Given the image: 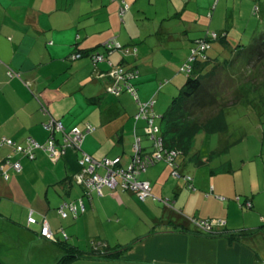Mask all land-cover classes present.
<instances>
[{"label": "crops", "instance_id": "crops-1", "mask_svg": "<svg viewBox=\"0 0 264 264\" xmlns=\"http://www.w3.org/2000/svg\"><path fill=\"white\" fill-rule=\"evenodd\" d=\"M223 1L228 3L0 0V162L12 151L4 138L19 144H26L31 138L45 144L50 136L62 141V131L52 132L47 127L53 121H62L67 132L78 126L84 134L80 147L68 145L57 157H50L44 149L37 150L34 159L14 153L13 159L21 162L22 170L6 168L8 178L0 175V197L18 202L17 214L5 218L9 226L24 232L34 246L52 250L54 256L64 250L41 235L43 226L56 233L65 228L68 241L83 249L129 245L121 261L83 258L69 264H264V145L252 156L250 148L257 143L255 138L246 142V154L240 157L239 165H234L232 157L208 168L189 160L182 163L181 171L192 175L194 188L184 177H174L167 162L150 165L142 173V180L151 183L152 194L144 201L119 187L104 186L100 192L86 195L70 181L80 169L83 153L122 157L123 163L132 161L138 137L144 149L147 147L138 133L147 134L148 126L142 115L137 117L135 97L125 90L124 83L120 95L111 93L114 79L107 73L109 63L94 65L88 54L76 59L70 54L94 50L111 36L122 43L135 44L137 56L125 58L116 51L108 60L139 69L135 81L141 100L156 96L158 100L166 92L167 104V95L178 92L187 81L188 76L180 67L189 58L196 38L213 30L227 33L226 41L212 42L210 60L197 67V74L223 78V72L210 75L215 65L236 68L239 61L248 60L246 45L230 42L229 10L224 16L218 12ZM126 3L129 7L124 12ZM224 18V24L214 29L215 21ZM215 43H220L229 56L220 54L218 59L213 54ZM238 47L241 55L236 61ZM240 74L241 71L229 72L231 79ZM156 105L157 102L154 108L158 114L167 109ZM90 125L94 129L86 131ZM242 139L241 136L236 140ZM153 149L154 143L148 145V151ZM191 164L199 168L189 170ZM224 164H230V170L223 171ZM77 197L85 200L86 212L64 220L57 211L58 204ZM247 199L252 200V206L245 203ZM31 216L37 223L29 222ZM190 217L223 219L224 228L241 233L232 239L216 237L201 234L191 222L187 228H175L171 222ZM143 218L148 222L144 233L129 229L134 225L130 223ZM152 220H156V225H149ZM109 229L116 231L115 243L105 232ZM127 232L131 235H125ZM50 262L51 258H41L38 264Z\"/></svg>", "mask_w": 264, "mask_h": 264}, {"label": "trees", "instance_id": "trees-1", "mask_svg": "<svg viewBox=\"0 0 264 264\" xmlns=\"http://www.w3.org/2000/svg\"><path fill=\"white\" fill-rule=\"evenodd\" d=\"M128 7H129L128 3H126V5L124 4V8H122V11L124 10V12H125L128 9ZM213 31H215L217 33L216 37L213 38L209 34H207L204 37H201L202 39L209 42L210 48H206L205 50L201 51V53L199 54L200 57L198 55H196V58L188 63V65H190L192 67L191 71H186V70H185V72L182 71V72L187 74V76H188L187 81L184 83V85L178 91V92H180L179 95L177 94L178 92H176L174 97L171 96V98H169V100L166 104V106H168L167 109L165 110V112H162V111L160 112V113H163L162 115L161 114L159 115L158 113H156L155 108L151 106L152 102L154 100H156L157 96L151 97L147 100H141L139 98L137 88H136V81H135L139 77V69L136 68V66H134V65L128 66L127 64H123L126 75L128 73L133 74V78L128 80L129 83L131 84V86H130L131 90L129 89V87L127 85H124V88H125V90L130 92L133 97H135V102H136L137 108H138L137 117H140V115H142L144 117V119L148 122V126H147V128H148V127H150L149 119L151 117H153V115H155V124L160 129L157 134L159 135L158 137H160L162 140V143L160 145V147H161L160 151H162L163 154H165V151H167V150H169V152H171V151L176 152V155L174 156L175 165L173 168H174V170L178 171V173L180 174V177H184L185 179L189 180L190 183L193 180L192 175L183 174V172L181 171V166L185 162H188V160L195 163V164L208 163L211 160V158H213L215 153L220 152V150H213L211 153H208L204 156H202V150L201 149H199V151L193 152L194 144H195V141H196V138L198 135H203L204 133L208 134V135L217 133V134H222V135L228 136L230 133L229 122H228V109L230 107H234V106L238 105L239 103H242V104L245 103V105H249V106H253V107H260L261 110L264 111V82L263 81H259L257 83H255L254 81H250V80L242 82V83L240 81H237V83H235V84L233 82V84H232L233 86L230 87V89H229L231 91V94L228 96L229 92L226 91V93H223V91H220L217 88L218 85L214 84L212 86H208L211 82L207 83L206 80L208 78H210L213 81L214 77H208L207 78L205 75H202L201 73H199V74L195 73V71H198L197 67L199 65H203V64H201L202 62L210 60L211 56H210L209 52H210V49L212 48V42L216 41V40L226 41L225 40V37L227 35L226 31H224V32H219L216 30H213ZM253 40H254L253 43L247 49L249 51L248 52L249 56L247 58L248 60H246V61H250L252 58V55H256L257 59H259V60L264 59V28L260 30L259 34ZM196 42L197 41L195 40L194 45L191 48V53H190L189 57L192 55V50L197 45ZM117 43H119V44H117ZM137 49H138V47L135 44H125V43H122L116 36H111V37L107 38L106 40H104L100 47L95 48L94 50H89V51L85 52L84 49H82V50H78L76 52H73L70 55L72 58L76 59V58H80V57L84 56L85 54H88L89 57L91 58V60L93 61L94 65H97L98 62H96L94 60L96 53L103 54L104 58H105L104 62H107V64H108V62H109L108 56L111 55L112 53L117 51V52L121 53L123 55V57L126 58L127 56L134 55L135 52L137 51ZM204 54L208 56L207 59H202L201 56ZM188 61L189 60L187 58V60L185 62H188ZM114 65H120V64H114ZM228 65L229 64H222V63L215 65L214 68L212 69V71L210 72V75L216 74L217 68H220V69L223 68L224 69L223 74L226 73L227 70L229 72L232 71L231 69H237L236 71H240V69L244 65V63L239 61L238 66L236 68L231 67L230 65L228 66ZM108 66H109V68L107 70V73L111 74L112 66L109 64H108ZM227 67H231V68L227 69ZM247 76H248V74H245L242 77H241V75H238L237 78L241 79V78H245ZM109 77H112L114 79V81L112 82V87L110 88L111 93L116 94V96L120 95L121 90H118V92L117 91L113 92L112 90L117 89L121 84H123L124 81H122V80L118 81V78H116L114 76H109ZM221 83H220V85H221ZM244 84L249 86L248 89H244V90L242 89V86ZM156 102H157V100H156ZM156 102H155V104H156ZM155 104H154V106H155ZM145 116H148V120ZM90 126H88L86 131L94 129L93 126H91V127ZM53 127H55V126L53 125L52 128ZM76 127H78V126H76ZM78 128H80V127H78ZM60 131L63 132L64 137H63V140L60 141L59 138L57 139L54 136V142H55L54 146H55L56 150H59L60 152L61 151L65 152L66 151L65 148L68 145L70 147L71 146L80 147L81 142H78L75 144L74 142L67 139L68 138L67 137V130L65 129V126H64V129H62ZM81 131H82V129H81ZM147 135L149 138L152 139V141H154V139L152 138V136L150 135L148 130H147ZM52 137L53 136H50L45 144H41L38 142L39 145L34 147L31 151L27 148V151H29V153H27L26 151H19V152H14V153L15 154L16 153H22L29 158H30V156L28 154L32 153L33 154L32 159H34V158H36L37 150L44 149V150L48 151L47 147L49 146V140ZM205 137H209V136L205 135ZM9 139H12V138H9ZM31 140H34L37 142V140H35L33 138H31L30 141H28L26 144H19L16 141H14V140L13 141L16 142L17 145H21L24 148H26L29 145V143L31 142ZM78 144H79V146H78ZM230 146H231V142H226L222 151L228 152L230 150ZM142 148H144V147H142ZM154 150H155V148L153 149V151ZM142 151L143 152H140V154L143 157H145V155L147 156V154L148 155L153 154L152 151H148V153L145 152V149H143ZM48 153H49V151H48ZM49 155H50V153H49ZM86 155H89L93 159H96L98 162H104L106 159H114V158H110V157H105L104 159H98L96 156H94L92 154H87V153L82 154V156H81L82 159L84 157H86ZM180 156L182 157L181 160L178 159ZM206 156H208V157H206ZM50 157H52V156L50 155ZM115 158H117V157H115ZM134 158H135V154H134L132 161H130L129 163H123L122 157H120L121 162L119 163V165L127 169L128 166L133 162ZM16 161H19V160H16ZM159 161L167 162L164 159L163 160H154V162H151L148 164L147 168L150 165H153ZM88 167H89V163H86L85 165H83L82 168L80 167L79 171L76 172L73 176H71V180H70L77 187H79V188L81 187L86 195H90L92 192H100L96 188H93V186L89 187L84 182H79L80 176H82V175H84L83 179H87L88 173L84 172V174H83V171L85 169H87ZM100 168L105 169L104 174H106L107 171L109 170V167H107L105 165H103V166L96 165L94 173L104 175V174L100 173V171H99ZM226 168L230 170L231 165L230 164H224L221 166V169L223 171L226 170ZM146 169L140 172L141 176H142V173L144 171H146ZM171 173H172V169H171ZM1 174H3L2 176H4L5 172L3 173L0 171V175ZM139 175L137 176V178L142 180V178H139ZM187 176L189 179L187 178ZM122 184H123V181L121 179H119L116 188L119 187L120 190L129 191V192L131 191L138 197V195L136 194L135 191H133L131 189L124 188L122 186ZM190 185H191V188H194L193 182ZM220 198L224 199L222 196H220ZM138 199L141 200L139 197H138ZM238 199H240V196H238ZM81 202L84 204V209L81 206ZM64 203L66 204L65 210L67 211V215L65 217L62 216L61 213H59L60 206ZM245 203L249 204L250 206H252V204H253L251 199H247L245 201ZM71 204H74V205L78 204L76 212H72V210L70 209L69 206ZM86 210H87V206H86V203H85V200L83 199V197H79V198L77 197L76 199H73V200L69 199V200L62 201L57 206V211H58L59 215L61 217H63V219L68 218L70 216H72L74 218H78L79 216L84 214L86 212ZM214 221H216V222H214ZM171 222L173 223V226L175 228L178 226L181 228H187L188 224L191 222L197 226V228H198V230H200L201 234H206V235H211V236H216V237L224 236V237L232 239V238L238 237L239 233H241V232H236V230L224 228L225 220H223V219L217 220V219H204V218H200V217H190V218H188V220L187 219L182 220V221L172 220ZM220 226L223 228L219 229ZM261 228H262V232L264 235V217L262 218V227ZM58 232L59 233L53 232V237H47L48 240H50L51 242L53 241L54 243L58 244L65 252L64 255H62V256H61V253L59 254V257H58L57 262L55 264H69L73 260L75 261L77 259H83V258L100 259V260H105V261H121L125 255V252H126L125 250H127L129 248V245H124V246L123 245L122 246L107 245L105 247L104 246L103 247L98 246V247H95L93 249H83L81 246H78L77 244H75L71 241H68L69 235H68L67 231L65 230V228L62 227L60 229V231H58ZM40 233H41V230H40ZM42 236H44V235H42ZM44 237H46V236H44ZM30 256L31 255H29V257Z\"/></svg>", "mask_w": 264, "mask_h": 264}, {"label": "rangeland", "instance_id": "rangeland-1", "mask_svg": "<svg viewBox=\"0 0 264 264\" xmlns=\"http://www.w3.org/2000/svg\"><path fill=\"white\" fill-rule=\"evenodd\" d=\"M229 10L230 16L228 19L227 25L230 27V42L232 44H236L241 42L242 45H246L247 49L252 44V40L254 39L260 32L261 29L264 28V0H228V3H225L224 1L221 2V5L219 6L218 12H222L223 16L225 11ZM213 12L215 10L213 9ZM225 22L224 19H218L215 21V27L214 29H217V27L223 25ZM233 22V24L231 23ZM202 39L201 37L199 39ZM234 48L236 45H233ZM241 47H238V50L235 51L236 53V61H238L239 50ZM249 52L248 50H246ZM138 49L135 52V56L138 55ZM234 52V51H233ZM137 54V55H136ZM213 54L217 56L218 59H221L218 57L220 54H224L225 57L229 56V52L226 50L224 51V47L220 43H215ZM239 54V55H237ZM233 55V53H232ZM256 55H252V58L250 61H244V64L240 71H241V77L245 74H248L245 78H230L229 71L225 73V76L223 78H218L216 74L213 76H216L213 81L208 78L206 82H211L208 86H212L214 84L218 85L217 88L220 91H223V93H226L228 91V96L231 94V91L229 90L230 87H232V81L237 83V81L245 82V81H254L255 83L259 81L264 82V59L259 60L257 59ZM187 62H184L181 67L180 71H184L186 69ZM210 65V64H209ZM217 72H224L223 68H217ZM232 71H236L237 69H231ZM186 74V73H184ZM187 75V74H186ZM187 77V76H186ZM240 79V80H239ZM222 82V83H221ZM221 83V85H220ZM223 86V87H222ZM249 86H245L246 89H248ZM170 92V91H169ZM175 91L174 93H176ZM180 92L177 94L179 95ZM166 92L163 93L161 97L157 100V105L159 108H163L166 106L165 102V96ZM176 94V95H177ZM169 98L174 97L175 94H168ZM156 100H154L151 104L152 107H154ZM168 107V106H167ZM163 114V113H159ZM155 121V116L153 117ZM159 121V120H158ZM228 122H229V135L225 136L222 134H205L209 137H205V135H198L194 144L193 152L199 151V149L202 150V156L211 153L213 150H220L219 153H215L213 158H211L210 162L205 163L201 165L203 168L215 166L217 164L227 161L229 158H233L234 165H239L240 163V157H245L246 154V142H253L254 138L257 141L256 144H251L250 153L252 156H254L257 152H259L263 148V141H264V112L261 113L260 107H253L249 105H245V103H239L238 105L234 107H230L228 109ZM142 136L143 139V145L147 146L145 148V152L148 153V145H151L153 143L152 139L148 137L147 134H143L141 132L138 133ZM243 137L242 141H238L239 137ZM225 137V138H224ZM226 142H231V150L229 152H223L222 149L225 146ZM135 153V151H134ZM209 156V155H208ZM206 156V157H208ZM106 156H99L98 159H104ZM181 156L178 158L181 160ZM8 161L7 157H5L2 160V163L5 164V162ZM11 168V167H7ZM195 168H199V165H190L189 170H193ZM15 170V169H14ZM101 174L105 173L104 168L99 169ZM145 172V171H144ZM141 174L139 175V178H142ZM144 179V178H142ZM152 189V186H151ZM5 200L3 197H0V262L3 264H38L41 260H47L48 258H51V262L49 264H55L57 262V259L59 256H54L52 253V250L47 249L45 246H34L32 240L22 231L13 228L9 226V224L5 221L6 217L10 218V215L12 213L17 214V203L14 200ZM2 213L6 214V216ZM63 218V217H61ZM15 219V218H13ZM66 220V218H64ZM140 220V219H139ZM133 221V223H130L132 225L133 231H136V234L144 233L145 230L148 229V222L146 218ZM145 220V222H144ZM67 222V221H66ZM156 225V220H152L149 224ZM149 226V227H150ZM110 227V225H109ZM117 226L115 225L116 229ZM110 240L115 243V233L112 229H109V231L105 230ZM125 235L130 236L131 233L127 232ZM36 236H34L35 238ZM54 245V244H53ZM32 250H31V247ZM59 251V250H57ZM60 252V251H59ZM64 251L61 252V256L64 255ZM29 255H31L29 257Z\"/></svg>", "mask_w": 264, "mask_h": 264}, {"label": "built area", "instance_id": "built-area-1", "mask_svg": "<svg viewBox=\"0 0 264 264\" xmlns=\"http://www.w3.org/2000/svg\"><path fill=\"white\" fill-rule=\"evenodd\" d=\"M209 35L214 38L217 36V33L215 31H210ZM117 44H119V43H117ZM196 44L197 45L192 50V55L188 58L189 61L186 64V69H184L186 71H191L192 67L190 65H188V63L190 61L194 60L196 58V55H198L200 57L199 54L201 53V51L205 50L206 48H210L209 42H207L204 39L197 40ZM201 57H202V59L208 58V56L205 54L202 55ZM102 59H104V55L101 53H96L94 60L97 62V61H101ZM111 70H112L111 76L118 78V81L119 80L124 81L123 82L124 85H127L129 87V89L131 90V87H130L131 84L129 83L128 80L133 78V74L128 73L126 75L123 66H115V67H112ZM121 88H122V85H120L117 89H114L112 91L118 92V90H121ZM154 116L155 115H153V117ZM145 117L148 120V116H145ZM153 117H151L149 119L150 127L147 128L148 132L150 133V135L154 139L153 143H154L155 150L152 151L153 152L152 155L147 154V156L145 155V157H143L140 154V152H143L140 137H138L137 142L135 143V152H136L135 158H134L133 162L128 166L127 169L119 165V163L121 162L120 157H117L114 159H106L104 162H98L96 159H93L89 155H86V157H84L83 159H82V157L80 158L79 164H80V167L82 168L83 165H85L86 163H89V167L83 171V174H84V172L88 173V177H87V179H83L84 175L80 176L79 182H84L89 187L93 186V188H96L98 191H101L104 186H108L110 188H115L118 184L119 179H121L123 181L122 186L124 188L131 189V190L135 191L136 194L138 195V197L142 201H144L151 195V183L147 180H140L137 178V176L140 174L141 171H143L147 168L149 163L154 162V160H163L164 159L172 167V174L175 177H180V174L178 173V171L174 170V168H173L175 165L174 156L176 155V152L175 151L169 152V150H167V151H165V154H163V152L160 151V149H161L160 145L162 143V140L160 137H158L159 135L157 134L160 129L155 124ZM53 123L54 124L51 123L49 126H47L50 130H52V132H54L56 129H58V130L64 129V125L61 121H53ZM53 125H55V127L52 128ZM67 137H68L67 139H69L70 141H72L76 144L80 141L82 142L83 132L81 131L80 128L74 127L70 132H67ZM4 143L11 146L13 149H12V153L7 155L8 161H6L5 164L2 163L0 165V171L3 173L5 172V169L7 167H11V168L15 169L16 171H21V169H22L21 163L19 161H16L13 159V152L26 151L27 153H29V151H27V148L31 151L34 147L39 145L38 142L31 140L29 145L26 148H24L21 145H17L16 142H14L12 139H9V138H4ZM54 145H55V142H54V136H53L49 140V146L47 147V149H48V151L52 157H57V156L61 155L63 152L56 150ZM78 146H79V144H78ZM28 155L33 158L32 153H30ZM96 165H99V166L105 165V166L109 167V170L104 175L94 173ZM4 176L6 178H8L7 173H5ZM187 178H188V176H187ZM65 206H66V204L64 203L60 206V209H59V213H61L62 216H64V217L67 215V211L65 210ZM77 206H78V204H76V205L71 204L69 207L72 210V212H76ZM81 206L84 209V204L82 202H81ZM29 222L36 223L37 220L35 217L31 216L29 218ZM42 234L47 236V237H53V232L50 230L49 226H43L42 227Z\"/></svg>", "mask_w": 264, "mask_h": 264}, {"label": "clouds", "instance_id": "clouds-1", "mask_svg": "<svg viewBox=\"0 0 264 264\" xmlns=\"http://www.w3.org/2000/svg\"><path fill=\"white\" fill-rule=\"evenodd\" d=\"M97 62L99 63L100 61H97ZM110 62H111V63H110ZM98 63H97V64H98ZM108 63H109V65H111L112 67H115V66H123V64H121V63H120V65H114V63H113L112 61H110V60H109ZM110 76H111V75H110ZM5 144H6V143H5ZM7 145H8V144H7ZM142 147H143V146H142ZM143 149H144V148H143ZM11 153H12V151H11ZM13 155H14V152H13ZM6 157H7V156H6ZM1 164H2V161L0 162V165H1ZM21 170H22V169H21ZM4 177H5V176H4ZM5 178H6V177H5ZM30 223H33V222H30ZM36 223H37V222H36ZM33 224H35V223H33ZM41 234H42V229H41ZM42 235H43V234H42ZM44 236H45V235H44ZM46 237H47V236H46Z\"/></svg>", "mask_w": 264, "mask_h": 264}, {"label": "water", "instance_id": "water-1", "mask_svg": "<svg viewBox=\"0 0 264 264\" xmlns=\"http://www.w3.org/2000/svg\"><path fill=\"white\" fill-rule=\"evenodd\" d=\"M104 60H105V58H104V59H102L101 61H104ZM101 61H100V62H101ZM110 75H111V74H108V76H110ZM0 264H3V263H1V262H0Z\"/></svg>", "mask_w": 264, "mask_h": 264}]
</instances>
